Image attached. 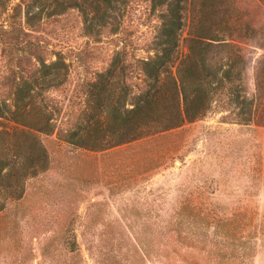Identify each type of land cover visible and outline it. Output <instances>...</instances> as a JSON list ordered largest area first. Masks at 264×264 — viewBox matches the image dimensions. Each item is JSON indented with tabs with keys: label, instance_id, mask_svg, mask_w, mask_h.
<instances>
[{
	"label": "rangeland",
	"instance_id": "rangeland-1",
	"mask_svg": "<svg viewBox=\"0 0 264 264\" xmlns=\"http://www.w3.org/2000/svg\"><path fill=\"white\" fill-rule=\"evenodd\" d=\"M229 2L256 31L232 38L244 58L241 94L248 105L221 97L200 120L94 151L70 141L108 115L107 108L99 119L85 115L88 86L119 57L108 87L111 105L122 111L119 98L126 95L124 109L133 107L166 6L0 0V103L14 112L17 84L36 81L19 107L32 115L3 122L19 134L27 131L22 124L39 118L46 131L32 133L47 160L45 171L26 181L23 198L5 201L0 212V264H264V127L242 121L245 112L264 114L255 86L264 4ZM182 7L185 54L197 8L192 0ZM53 63L57 70L42 76ZM32 144L26 140L24 156Z\"/></svg>",
	"mask_w": 264,
	"mask_h": 264
},
{
	"label": "trees",
	"instance_id": "trees-1",
	"mask_svg": "<svg viewBox=\"0 0 264 264\" xmlns=\"http://www.w3.org/2000/svg\"><path fill=\"white\" fill-rule=\"evenodd\" d=\"M152 1L158 6L165 5L166 14L155 37L156 53L153 58L143 62V91L135 97L131 109H124L126 95L119 98L122 111L112 108L113 95L111 91L108 92V87L113 68L119 61V57H116L110 69L99 75L87 90L91 113L85 112V115L93 120L99 119L100 111L107 108L105 122H97L96 127L88 130L84 138L74 132L70 141L76 146L103 151L175 129L205 117L212 104L221 97H227L236 107L246 106L241 94L244 92V58L232 38L249 39L255 36L256 31L241 21L229 0H192L197 9L187 37L183 40L185 54L179 47L183 27L182 5L187 0ZM261 2L264 4V0ZM55 66L57 63L51 67L43 66L42 76L47 77L51 70H57ZM172 67H175V72ZM255 69L256 91L262 93L259 99H264V56L257 62ZM164 73L168 74L163 77ZM32 83L36 81L17 84L13 96L14 112L5 103H0V212L5 209V201H20L25 193L26 181L43 173L47 165L45 150L36 134L32 133L46 131L38 122L39 118H35L32 126L22 124L27 131L19 134L18 130L10 131L3 122L10 119L19 124V117L28 118L32 115L25 107L19 109L25 98L29 97ZM245 113L247 117L243 122L256 121L264 127V114L255 117L250 112ZM18 135L21 138L16 140ZM19 140H23L22 144ZM26 140L33 141L28 147L31 151L29 156H24L23 152Z\"/></svg>",
	"mask_w": 264,
	"mask_h": 264
}]
</instances>
